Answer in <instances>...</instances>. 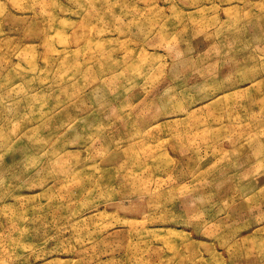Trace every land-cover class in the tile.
I'll list each match as a JSON object with an SVG mask.
<instances>
[{
  "label": "rangeland",
  "instance_id": "1",
  "mask_svg": "<svg viewBox=\"0 0 264 264\" xmlns=\"http://www.w3.org/2000/svg\"><path fill=\"white\" fill-rule=\"evenodd\" d=\"M0 264H264V0H0Z\"/></svg>",
  "mask_w": 264,
  "mask_h": 264
},
{
  "label": "bare ground",
  "instance_id": "2",
  "mask_svg": "<svg viewBox=\"0 0 264 264\" xmlns=\"http://www.w3.org/2000/svg\"><path fill=\"white\" fill-rule=\"evenodd\" d=\"M224 195V194H223Z\"/></svg>",
  "mask_w": 264,
  "mask_h": 264
}]
</instances>
